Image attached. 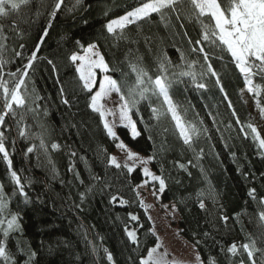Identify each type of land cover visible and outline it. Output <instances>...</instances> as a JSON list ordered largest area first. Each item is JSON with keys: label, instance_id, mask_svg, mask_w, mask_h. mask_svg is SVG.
<instances>
[{"label": "snow or ice", "instance_id": "6c2138e0", "mask_svg": "<svg viewBox=\"0 0 264 264\" xmlns=\"http://www.w3.org/2000/svg\"><path fill=\"white\" fill-rule=\"evenodd\" d=\"M34 3L35 17L39 18L46 14L48 23L35 50L30 56L25 57L22 51L25 48L24 43H20L18 46L20 50H17V47L10 45L9 42L14 38L23 39L26 32L21 28V24L30 27L36 22L24 12V9H30ZM90 7V4H85V0H71L69 4H66L65 0H52L50 4L45 3V0H0V158L6 162L7 171L13 182L10 193L6 192L5 185L0 183V264H46L39 258L40 253L33 249L30 243H25L21 210H13L10 207L14 197L22 198L24 205L44 204L45 200L42 195H37L34 199L31 197L27 189L32 188L33 178L22 177L13 168L10 148L15 149L18 138L29 141L25 156L35 153L36 167L45 168L51 174L52 180L58 178L59 173L51 152L60 150L62 146L52 139L51 129L41 118L49 115L48 107L41 104L46 97L39 94L30 72H34V64L38 59H46L38 57L37 53L48 36L57 14L63 10L75 18L76 13L87 11ZM109 11L110 9L104 11V15L108 16ZM3 21L8 23L5 24ZM84 23L87 24L88 21L84 20ZM153 23L163 25L170 34L171 44L166 43L165 37L152 33L151 29L145 32L144 25ZM186 23L199 27L197 38L189 36ZM103 29L101 35L109 41L107 47L112 60L107 58L99 39L86 45L80 40H75L76 50L68 54L67 60L74 67L79 89L88 94L87 107L92 113L98 114L106 136L123 154L121 160L117 155L108 153L106 148L101 149L100 154L104 157L106 169L110 167L118 170L124 175L125 180L137 172L142 176L141 182L132 189L140 208L147 211L151 207L141 198L140 189L148 188L157 200L168 189V179L163 174V159L162 156L158 157L155 140L151 135L152 128L159 126L163 121L172 122L179 139L194 153L196 161L193 163V159H189L182 163L175 160L172 161L173 167L187 173L189 177L192 176L189 167H200L201 173L204 174V169L199 164L204 150L200 148L197 151L194 143L201 132L207 133L208 129L186 119L187 109H182L173 96V90L180 85L187 87L191 84L197 90H207L205 78H214L215 85L224 94L228 107L232 109L236 124L240 125V133L245 139L250 138L258 154L264 158V136L251 120L248 122L240 120L225 91L221 75L212 63L214 59L223 61L224 54H227L229 63L234 65L243 78L245 87L241 89V94L245 90L251 94L255 107L261 117H264V0H133L131 5L126 6L122 15L107 19ZM181 35L187 38L188 52L176 44L175 37ZM141 43L145 50L143 52L140 48ZM169 48L175 49L179 54L176 60L170 55ZM192 53L202 57L203 62L201 63L199 58L190 59ZM17 61H20L19 65L12 70L11 65ZM47 63L56 74L61 103L71 107L72 101L68 98L64 83L59 78L56 63L52 59H47ZM120 65L126 66L128 70L118 67ZM113 94L117 99L112 101L114 106L109 107L106 101L111 100ZM142 104H146L149 121H155V125L145 121L141 112ZM29 119L33 124L28 123ZM138 123H143L144 128H139ZM199 123L202 125L203 120ZM33 126L36 131H33ZM231 126L229 124V127ZM117 127L126 129L133 141L145 132L149 133L146 138L153 142V153L143 156L134 151L120 137ZM13 132L15 135H12ZM162 132L167 133L168 128L164 127ZM166 144L165 138L159 149L161 154L170 150ZM69 156L74 158L77 152L71 150ZM156 163H159V171H154L151 167ZM67 171L72 172L80 184H85L71 160ZM89 175L91 181L100 184L101 192L108 190L109 204L130 205V201L120 194L119 188L112 190L114 186L105 180L104 176L92 173L91 169ZM175 182L181 183L179 179ZM63 183L61 180V184ZM96 188V183L86 185L85 191L80 193L81 203L75 207L80 208L87 196L95 193ZM248 196L257 204L255 215L257 233H246L243 241L233 240L227 245L217 241L211 232L205 231L202 234L219 245V256L225 257L226 264H264V196L257 199L255 188L249 189ZM195 197L202 211H208L206 199L210 200L214 207L218 206V219L227 228L233 217L225 213L223 205L219 203V194L210 183L206 189L197 191ZM171 208L174 213L177 211L175 204L171 205ZM242 215L248 216L249 223L253 222V216L244 210L234 214L237 223H242ZM127 217L132 226L125 223L123 231L130 246L128 260H132L131 253H136L134 264H221L217 255L211 253L207 256L202 255L200 247L204 241L195 239L196 234H193L195 242L192 244L190 259L170 258V253L164 247L154 225L145 233L155 237L154 245L151 247L145 245L141 250L139 231L144 225L139 222L140 217L137 214L128 212ZM147 219L151 221L152 217L148 216ZM241 231L244 232L243 227ZM84 237L87 241V232L84 233ZM204 246L207 248V245ZM41 247H44L43 241ZM100 247L95 244L92 246V252L97 254V258ZM47 251L52 254L55 249L49 245ZM103 253L108 264H117L113 253L107 247H103Z\"/></svg>", "mask_w": 264, "mask_h": 264}, {"label": "trees", "instance_id": "16d2710c", "mask_svg": "<svg viewBox=\"0 0 264 264\" xmlns=\"http://www.w3.org/2000/svg\"><path fill=\"white\" fill-rule=\"evenodd\" d=\"M51 2L52 0H45L47 4ZM65 2L69 4L71 0H65ZM132 3L133 0H85V4H90L91 7L87 11L76 13L75 18L63 10L59 12L37 53L38 57H46V59H38L34 64V72H30L39 94L46 97L41 104L48 107L49 115L41 118L51 129L52 139L62 146L60 150L51 152L59 175L57 179L52 180L51 174L45 168L36 167V154L25 156L30 142L18 138L15 149L10 148L13 168L22 177L33 178L32 188L27 190L33 199L37 195H42L45 203L24 205L22 198L14 197L10 207L13 210H21L25 243H30L33 249L40 253L39 258L46 264H108L103 247H107L113 253L117 264H134L136 253H131L132 260L129 261L130 246L123 231L125 223L132 226L128 221V212L137 214L140 217L139 222L144 225L139 231L141 250L145 245L153 246L155 242V237L150 233L145 235L151 228V222L147 219L145 210L140 208L132 190L141 182L142 176L137 172L125 180L124 175L118 170L110 167L106 169L100 150L106 148L111 154L115 148L114 142L106 136L98 114L92 113L87 107L88 94L79 89L74 67L67 60L68 54L76 50L75 40H80L86 45L97 39L103 46L107 58L112 60L107 47L109 41L101 35L104 32L103 25L107 19L122 15L126 6ZM35 7L34 3L30 9H24V12L36 22L30 27L27 24H21V28L26 32L23 39L14 38L9 42L10 45H15L17 50H20L19 44L24 43L25 48L22 51L25 57L30 56L35 50L43 29L48 23L46 14L39 18L35 17ZM108 9H110L109 14L105 16L104 11ZM48 10L50 11V8ZM84 20L88 23L85 24ZM186 28L189 36L193 39L197 38L199 32L197 25L186 23ZM149 29L152 33L165 37L166 43H172L170 34L163 25L145 24L146 33ZM11 35L14 36V34ZM175 41L179 47L188 52L187 38L181 35L175 37ZM121 47L123 48L124 45L122 44ZM140 48L142 52L145 51L143 43ZM169 53L174 60L178 58L179 54L175 52V49L169 48ZM224 57L223 61L214 59L212 63L221 75L225 91L240 120L242 122L251 120L254 123L253 115L241 94V89L245 87L243 78L234 65L229 63L226 53ZM198 58L202 63V57H198L195 53L190 54V59ZM47 59H52L56 63L59 78L63 81L67 96L72 101L71 107L61 103L56 74L52 72ZM19 63L20 61H17L11 65L12 70H15ZM118 67L128 70L123 65ZM199 70L197 65V71ZM204 82L208 84L207 90H197L191 84L187 87L180 85L173 90L174 99L182 106V109H187L186 119L201 128L208 129L207 133L202 131L194 143L197 151L200 148L204 150L203 158L199 161L204 174L201 173L200 167H189L192 173L189 177L187 173L173 167L172 161L175 160H180L182 163H186L189 159H193V163L196 161L194 153L183 145L170 120H165L159 126L153 127L151 135L155 140L157 155L162 156L163 159V174L168 179V189L160 198L161 201L176 205L181 235L192 244L195 239L203 240L204 244L200 247L202 255L207 256L209 253L217 255L221 264H226L225 257L219 256V245L214 244L212 239L202 234L205 231L211 232L217 241L227 245L233 240L243 241L246 233L258 232L255 219L257 204L248 196V192L249 189L255 188L257 199L264 196V175H262L264 158L258 154L250 138L245 139L240 133V125L236 124L232 109L228 107L224 94L215 85L214 78H205ZM31 86L30 84L29 87ZM250 97L254 103L251 94ZM256 110L258 111L257 108ZM141 112L146 122L156 124L155 121H149V110L146 104L141 105ZM258 114L264 124V117H261L259 111ZM200 120H203L202 125L199 123ZM28 123L33 124V121L29 119ZM229 124L232 126L229 127ZM138 127L143 129L144 124L138 123ZM164 127L168 128L167 133L162 132ZM36 130L33 126V131ZM116 130L134 151L146 156L153 153V142L146 138L149 133L145 132L133 141L126 129L117 127ZM12 135H15V132ZM165 138L166 147L170 150L161 154L159 149ZM71 150L77 152L76 157L69 156ZM233 153H235L234 156ZM70 160L75 163L76 171L85 181L84 185L74 178L72 172L67 171ZM151 167L154 171H159V163ZM89 169L94 174L104 176V179L114 186L113 191L119 188L120 194L130 201V205L109 204L108 190L101 192L100 184L90 180ZM176 179H179L181 183L177 184ZM61 180L64 181L63 184ZM0 183L5 185L6 192H11L13 182L7 171V164L2 158H0ZM90 183L97 184L95 193L89 194L80 208H76L75 205L81 203L80 193L84 192L86 185ZM209 183L219 194V203L223 205L225 213L233 217L227 228L218 219V206L214 207L212 202L206 199L208 208L206 212L202 211L196 202L195 193L202 188L206 189ZM244 210L253 216L252 223H249L248 216L243 215L242 223L235 221L234 214ZM242 227L244 232L241 231ZM85 232H87V241L84 237ZM193 234H196L195 239ZM41 241L44 242V247H41ZM93 244L101 246L98 252L99 258L92 252ZM49 245L55 249L52 254L47 251ZM204 245H207V248Z\"/></svg>", "mask_w": 264, "mask_h": 264}, {"label": "rangeland", "instance_id": "374dc122", "mask_svg": "<svg viewBox=\"0 0 264 264\" xmlns=\"http://www.w3.org/2000/svg\"><path fill=\"white\" fill-rule=\"evenodd\" d=\"M251 114L253 115L254 123L258 127V130L264 136V124L259 117L258 111L256 110L254 103L250 97V94L245 90L242 94ZM117 97L113 94L111 100L106 101L109 107H113L112 101L116 100ZM111 119V117L109 118ZM113 155H117L121 160L123 154L116 148L112 151ZM143 156H146L140 153ZM141 198L144 199L145 204L151 205L147 209V216H151V228L154 225L155 231L160 237L165 248L170 253V258H176L179 260H188L191 258L192 243L186 239L180 233L178 224L179 216L177 211L174 213L170 202H162L161 199L157 200L153 197L148 188L140 189ZM168 206V207H166Z\"/></svg>", "mask_w": 264, "mask_h": 264}]
</instances>
